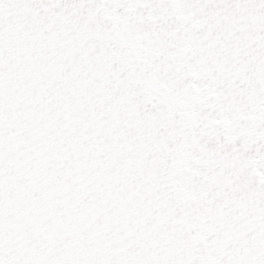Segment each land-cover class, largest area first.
Masks as SVG:
<instances>
[{
    "label": "snow or ice",
    "instance_id": "1",
    "mask_svg": "<svg viewBox=\"0 0 264 264\" xmlns=\"http://www.w3.org/2000/svg\"><path fill=\"white\" fill-rule=\"evenodd\" d=\"M0 264H264V0H0Z\"/></svg>",
    "mask_w": 264,
    "mask_h": 264
}]
</instances>
